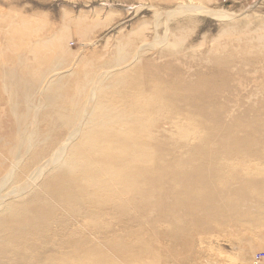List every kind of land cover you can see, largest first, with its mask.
<instances>
[{"label": "rangeland", "instance_id": "374dc122", "mask_svg": "<svg viewBox=\"0 0 264 264\" xmlns=\"http://www.w3.org/2000/svg\"><path fill=\"white\" fill-rule=\"evenodd\" d=\"M0 264H264V0H0Z\"/></svg>", "mask_w": 264, "mask_h": 264}]
</instances>
